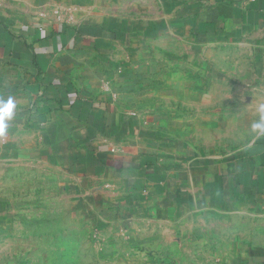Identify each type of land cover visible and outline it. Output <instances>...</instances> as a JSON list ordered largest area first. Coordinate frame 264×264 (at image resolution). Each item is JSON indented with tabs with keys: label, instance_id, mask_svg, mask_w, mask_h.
Masks as SVG:
<instances>
[{
	"label": "crops",
	"instance_id": "obj_1",
	"mask_svg": "<svg viewBox=\"0 0 264 264\" xmlns=\"http://www.w3.org/2000/svg\"><path fill=\"white\" fill-rule=\"evenodd\" d=\"M8 97L0 186L41 164L99 231L194 218L264 264V0H0Z\"/></svg>",
	"mask_w": 264,
	"mask_h": 264
},
{
	"label": "rangeland",
	"instance_id": "obj_2",
	"mask_svg": "<svg viewBox=\"0 0 264 264\" xmlns=\"http://www.w3.org/2000/svg\"><path fill=\"white\" fill-rule=\"evenodd\" d=\"M209 98L207 93L203 99ZM221 135L226 137L225 131ZM222 140L225 148L228 142ZM4 182L0 264H212L216 254L210 227L199 231L194 218L181 228L140 223L97 230L68 193L65 179L44 165L12 166Z\"/></svg>",
	"mask_w": 264,
	"mask_h": 264
},
{
	"label": "clouds",
	"instance_id": "obj_3",
	"mask_svg": "<svg viewBox=\"0 0 264 264\" xmlns=\"http://www.w3.org/2000/svg\"><path fill=\"white\" fill-rule=\"evenodd\" d=\"M16 104L12 97L6 100L0 98V137L7 135L9 129V122L15 116ZM258 112L261 114L257 122L251 125V128L259 136H264V105H260Z\"/></svg>",
	"mask_w": 264,
	"mask_h": 264
},
{
	"label": "built area",
	"instance_id": "obj_4",
	"mask_svg": "<svg viewBox=\"0 0 264 264\" xmlns=\"http://www.w3.org/2000/svg\"><path fill=\"white\" fill-rule=\"evenodd\" d=\"M59 12L58 11H55L54 12V15L58 16Z\"/></svg>",
	"mask_w": 264,
	"mask_h": 264
}]
</instances>
